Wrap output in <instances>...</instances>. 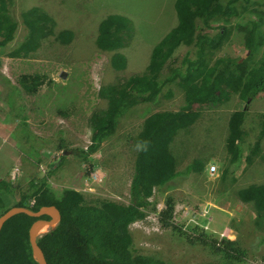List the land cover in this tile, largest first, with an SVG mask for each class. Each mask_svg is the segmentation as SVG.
<instances>
[{"label": "rangeland", "instance_id": "obj_1", "mask_svg": "<svg viewBox=\"0 0 264 264\" xmlns=\"http://www.w3.org/2000/svg\"><path fill=\"white\" fill-rule=\"evenodd\" d=\"M174 1L14 0L12 13L18 27L13 39L0 46V178L11 185L12 202L27 191L29 180L47 177V184L57 196L71 188L81 192L86 203H128L136 153L134 138L142 128L144 114L178 110L186 104L184 92L175 82L164 87L158 102L136 103L123 113L87 159L71 150L84 149L90 143V116L106 109L125 81L145 70L153 46L177 23ZM35 6L55 21L54 33L69 29L73 39L64 44L49 35L35 51L12 56L9 52L20 47L28 32L21 13ZM235 6L237 14L229 23L220 19L203 29L214 34L222 25L231 26L229 37L220 49L208 54L207 61L245 58L246 24L260 17L256 38L260 45L248 61L250 66L255 65L264 53V0H239ZM114 12H123L131 21V34L124 35L125 46L119 50L126 55L125 64L119 68L111 64L113 51L96 46L100 22ZM187 52L195 56L193 46L177 49L168 59L163 76L179 65ZM35 73L44 77L35 93L22 91L16 96L8 87L7 80L19 88L22 76ZM10 102L24 104L28 129L50 139L40 150L38 166L22 162L24 151L14 132L19 121L8 113ZM242 108L243 153L241 163L232 167L226 149L227 123L231 113ZM263 115L264 91L248 102L239 93L225 98L218 108L203 110L188 129L178 131L170 143L176 170H183L195 160L204 164L203 170L179 175L155 188L151 204L143 209L144 216L129 225L133 253L152 255L172 264H264V213L256 214L253 205L240 200L237 194L241 187L264 183ZM59 138L65 140L67 149L56 148ZM257 141L260 149L255 152L253 145ZM227 167L225 173L223 169ZM168 199L173 205L174 227L162 226L158 217ZM201 233L234 240L243 254L237 259L216 251L197 240Z\"/></svg>", "mask_w": 264, "mask_h": 264}, {"label": "trees", "instance_id": "obj_2", "mask_svg": "<svg viewBox=\"0 0 264 264\" xmlns=\"http://www.w3.org/2000/svg\"><path fill=\"white\" fill-rule=\"evenodd\" d=\"M238 1L175 0L177 23L153 46L145 70L139 76L126 80L118 95L110 99L106 109L90 116V143L86 148L71 150L87 159L108 137L123 113L136 103L158 102L164 87L175 82L183 90L186 104L178 110H158L144 114L142 128L134 138L136 153L128 203L111 200H102L99 204L86 203L84 195L71 188L63 189L57 196L47 184V177L29 180L27 191L20 194L18 201L12 202V187L0 178V214L11 206H25L33 211L48 205L58 208L60 222L37 239L47 264H172L152 255L133 253L130 249L132 237L129 225L144 216L143 209L151 204L150 197L156 187L169 184L179 175L203 170L204 164L200 160L190 162L181 171L176 170V158L170 150V143L179 130L188 129L203 110L218 108L225 98L242 93L248 102L264 91V53L255 65L250 66L248 63L260 45V40H256L260 17L250 19L246 24L245 58L241 61L231 58H218L213 63L207 61L208 54L220 49L229 37L231 26L227 28L222 25L214 34L206 33L203 29L220 19L229 23L232 16L237 14L235 3ZM13 3L14 0H0L1 47L13 39L18 27L12 13ZM21 16L28 32L20 47L9 52L12 56L35 51L49 35H54L57 41L64 44L73 39V32L69 29L54 33L55 21L39 7H31ZM130 23L123 12H114L108 14L98 26L96 46L102 51L114 52L111 64L116 68L125 64L126 55L119 50L125 46L124 35L131 31ZM183 46H193L195 56L190 57L187 52L179 65L163 76L168 59ZM43 79L42 75L35 73L22 76L19 88L10 85L8 80L7 83L16 96H20L22 91L35 93ZM9 106L8 113L19 121L14 132L19 147L24 151L22 162L38 166L40 150L50 143V139L28 129L24 104L10 102ZM244 120V108L233 111L228 119L226 149L232 167L241 163ZM261 133L264 134V115ZM56 148L67 149L63 138H59ZM259 149L257 141L253 151ZM228 168L223 171L227 173ZM237 194L240 200L253 205L256 214L264 213V183L241 187ZM171 202L168 199L165 207L158 211L159 221L164 227H174L171 222ZM42 217L48 219L46 215ZM35 219L25 213H18L4 222L0 229V264H38L32 257L28 239L29 227ZM197 240L230 257L239 259L243 254L234 240L210 238L205 233L199 234ZM261 240L264 242V236Z\"/></svg>", "mask_w": 264, "mask_h": 264}, {"label": "water", "instance_id": "obj_3", "mask_svg": "<svg viewBox=\"0 0 264 264\" xmlns=\"http://www.w3.org/2000/svg\"><path fill=\"white\" fill-rule=\"evenodd\" d=\"M61 76L64 77L65 73H62ZM18 213H25L31 217H36L28 230L31 253L33 259L38 264H47L43 251L38 245L37 239L44 233L55 228L60 222L61 216L58 208L54 205H48L41 206L38 210L33 211L25 206H11L4 213L0 214V229L7 219ZM44 215L48 216V219L43 218L42 216Z\"/></svg>", "mask_w": 264, "mask_h": 264}, {"label": "built area", "instance_id": "obj_4", "mask_svg": "<svg viewBox=\"0 0 264 264\" xmlns=\"http://www.w3.org/2000/svg\"><path fill=\"white\" fill-rule=\"evenodd\" d=\"M86 148V147H85ZM30 203H32V200L30 201Z\"/></svg>", "mask_w": 264, "mask_h": 264}]
</instances>
